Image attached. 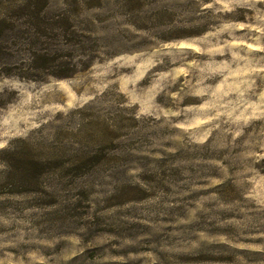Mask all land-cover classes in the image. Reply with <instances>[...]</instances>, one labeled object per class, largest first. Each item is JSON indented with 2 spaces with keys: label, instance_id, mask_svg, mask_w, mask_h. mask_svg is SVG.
I'll return each mask as SVG.
<instances>
[{
  "label": "rangeland",
  "instance_id": "1",
  "mask_svg": "<svg viewBox=\"0 0 264 264\" xmlns=\"http://www.w3.org/2000/svg\"><path fill=\"white\" fill-rule=\"evenodd\" d=\"M32 5L90 64L20 79L29 22L10 16L0 264H264V0Z\"/></svg>",
  "mask_w": 264,
  "mask_h": 264
},
{
  "label": "trees",
  "instance_id": "2",
  "mask_svg": "<svg viewBox=\"0 0 264 264\" xmlns=\"http://www.w3.org/2000/svg\"><path fill=\"white\" fill-rule=\"evenodd\" d=\"M34 0H27V5L21 10L11 13L8 16H4L0 19V46L4 34L7 31L14 32L16 30L15 24H10V16L26 17L28 19V27L26 28V40L29 44V68L35 70V72L28 75L16 74L20 79H27L30 81H44L48 78L67 79L73 75L87 69L90 62H86L88 59L87 54H82L81 62L74 66H69L68 62L63 60L61 50L58 48V44L53 43L54 39L56 42L61 41L62 38L68 36L67 29L60 26V22L47 27L44 23L46 13L42 11H35L32 9ZM3 4L0 0V8ZM9 23V24H8ZM54 25V26H53ZM81 49L85 51L84 43L81 44ZM1 55L8 54L3 48L0 49ZM12 55V54H11ZM12 57V56H11ZM14 57V56H13ZM82 67H84L82 69ZM6 75H11V72H7ZM6 105L4 96L0 94V107Z\"/></svg>",
  "mask_w": 264,
  "mask_h": 264
}]
</instances>
